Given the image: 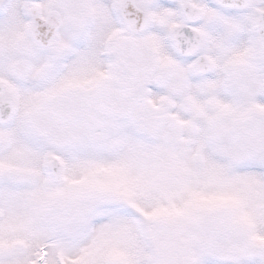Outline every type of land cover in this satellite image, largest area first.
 Returning a JSON list of instances; mask_svg holds the SVG:
<instances>
[{
  "label": "snow or ice",
  "instance_id": "snow-or-ice-1",
  "mask_svg": "<svg viewBox=\"0 0 264 264\" xmlns=\"http://www.w3.org/2000/svg\"><path fill=\"white\" fill-rule=\"evenodd\" d=\"M0 264H264V0H0Z\"/></svg>",
  "mask_w": 264,
  "mask_h": 264
}]
</instances>
